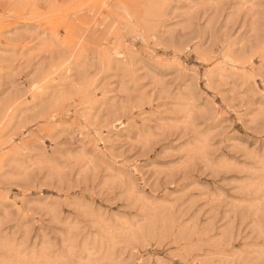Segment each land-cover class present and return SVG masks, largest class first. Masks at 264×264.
I'll return each mask as SVG.
<instances>
[{
    "label": "rangeland",
    "instance_id": "rangeland-1",
    "mask_svg": "<svg viewBox=\"0 0 264 264\" xmlns=\"http://www.w3.org/2000/svg\"><path fill=\"white\" fill-rule=\"evenodd\" d=\"M0 264H264V0H0Z\"/></svg>",
    "mask_w": 264,
    "mask_h": 264
}]
</instances>
